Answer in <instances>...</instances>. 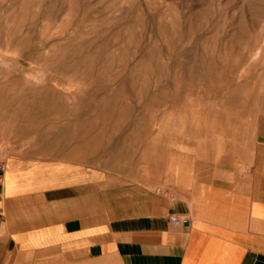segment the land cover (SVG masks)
I'll return each mask as SVG.
<instances>
[{"label": "rangeland", "instance_id": "1", "mask_svg": "<svg viewBox=\"0 0 264 264\" xmlns=\"http://www.w3.org/2000/svg\"><path fill=\"white\" fill-rule=\"evenodd\" d=\"M263 139L264 0H0L8 175L112 216L152 174Z\"/></svg>", "mask_w": 264, "mask_h": 264}, {"label": "crops", "instance_id": "2", "mask_svg": "<svg viewBox=\"0 0 264 264\" xmlns=\"http://www.w3.org/2000/svg\"><path fill=\"white\" fill-rule=\"evenodd\" d=\"M215 149L112 216L0 170V264H264V139Z\"/></svg>", "mask_w": 264, "mask_h": 264}, {"label": "built area", "instance_id": "3", "mask_svg": "<svg viewBox=\"0 0 264 264\" xmlns=\"http://www.w3.org/2000/svg\"><path fill=\"white\" fill-rule=\"evenodd\" d=\"M0 166H1V164H0Z\"/></svg>", "mask_w": 264, "mask_h": 264}]
</instances>
